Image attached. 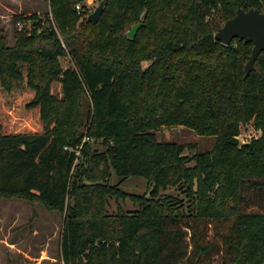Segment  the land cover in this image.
I'll list each match as a JSON object with an SVG mask.
<instances>
[{"label":"trees","instance_id":"obj_1","mask_svg":"<svg viewBox=\"0 0 264 264\" xmlns=\"http://www.w3.org/2000/svg\"><path fill=\"white\" fill-rule=\"evenodd\" d=\"M49 1L54 22L14 46L0 28V198L65 215L63 264H264V50L245 77L253 43L215 36L264 0H104L79 26L82 0ZM249 123L261 135L242 142ZM176 125L214 148L159 139ZM131 176L148 193L124 189ZM177 185L186 199L161 193ZM112 199L136 207L111 213Z\"/></svg>","mask_w":264,"mask_h":264},{"label":"rangeland","instance_id":"obj_2","mask_svg":"<svg viewBox=\"0 0 264 264\" xmlns=\"http://www.w3.org/2000/svg\"><path fill=\"white\" fill-rule=\"evenodd\" d=\"M102 0H82L79 2L82 13L78 26L81 22L89 19ZM20 14L35 15L31 20H21L18 23L17 16ZM39 18L49 22L52 18L51 4L49 0H0V28L8 45L14 46L17 42L18 31H31L35 20ZM132 27V26H131ZM63 40V36H61ZM64 42V41H63ZM64 67L74 64L70 55L60 58ZM148 65V62H145ZM53 92L58 96L63 95V85L60 81L52 84ZM159 139L178 141L186 144H194L187 147L186 154L196 151L212 150L217 141L216 135H203L185 125L161 126L158 129ZM261 135L253 124L242 128L241 141L250 140L252 137ZM94 148L104 149L102 140H91ZM118 175L113 171L112 183H117ZM121 186L134 193H148L150 184L143 176H131ZM161 193L174 194L185 197L180 185L162 189ZM186 199V197H185ZM123 209H134L136 205L131 199L119 202ZM116 199L111 200L109 212L116 213L120 205ZM65 215L59 211L50 210L41 203H32L22 198H0V264H63L61 260L62 234Z\"/></svg>","mask_w":264,"mask_h":264},{"label":"water","instance_id":"obj_3","mask_svg":"<svg viewBox=\"0 0 264 264\" xmlns=\"http://www.w3.org/2000/svg\"><path fill=\"white\" fill-rule=\"evenodd\" d=\"M105 1L97 6V8L89 14V20L97 22L104 10ZM143 22L136 23L128 32L129 36L134 37ZM216 38L224 44H231L235 38L244 39L246 42L253 43V50L250 59L245 65L247 77L255 68V63L264 50V10L258 8H250L246 10L241 5L237 14L228 19L216 32Z\"/></svg>","mask_w":264,"mask_h":264},{"label":"built area","instance_id":"obj_4","mask_svg":"<svg viewBox=\"0 0 264 264\" xmlns=\"http://www.w3.org/2000/svg\"><path fill=\"white\" fill-rule=\"evenodd\" d=\"M80 7H81V6L78 4V5H77V8H79V9H80ZM18 23H21V21H19ZM85 139H86V140H90V139H91V137L87 136Z\"/></svg>","mask_w":264,"mask_h":264}]
</instances>
